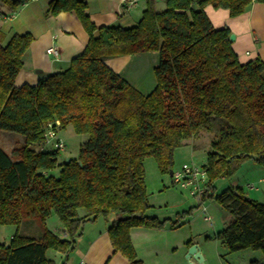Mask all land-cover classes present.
Returning <instances> with one entry per match:
<instances>
[{"label": "trees", "instance_id": "trees-1", "mask_svg": "<svg viewBox=\"0 0 264 264\" xmlns=\"http://www.w3.org/2000/svg\"><path fill=\"white\" fill-rule=\"evenodd\" d=\"M256 1L264 7V0ZM144 2L139 22L125 29L95 28L85 0H50L47 15L73 13L89 40L67 69L36 86L14 85L32 36L13 34L4 43L0 32V131L25 138L10 155L0 150V225L30 219L44 225L54 215L60 229L44 228L39 239L15 234L0 244V264H55L48 251L66 255L86 221L112 216L107 234L114 252L129 264H144L129 231L173 229L178 221L147 216L143 161L153 158L159 174L169 176L175 150L200 132L213 135L202 166V202L213 201L230 215L214 239L229 253L261 251L264 258V205L244 197L240 187L218 195L214 188L247 161L264 170V61L240 63L229 29L215 30L204 13L206 7L224 9L236 18L252 0H162L161 10L156 0ZM19 4L0 0L9 10ZM147 52L159 56L148 95L105 64ZM55 122L58 132L68 125L87 138L76 159L60 165L59 151L43 138ZM185 214L191 210L176 218Z\"/></svg>", "mask_w": 264, "mask_h": 264}, {"label": "crops", "instance_id": "crops-1", "mask_svg": "<svg viewBox=\"0 0 264 264\" xmlns=\"http://www.w3.org/2000/svg\"><path fill=\"white\" fill-rule=\"evenodd\" d=\"M15 1L20 3L21 9L18 12L16 11L17 8L9 10L7 6L2 5L4 13L0 11V21L9 22L10 27L7 28L9 36H6V31L3 29H0V32L4 35L5 41L13 34L28 33L32 36V42L22 59L23 67L16 76L14 85L16 87L25 84L36 86L49 75L69 67L71 60L84 51L89 36L73 13H60L57 16L47 15L50 0H36V2L31 0L25 5L23 0ZM85 1L88 7L87 14L95 28L121 27L126 29L134 27L141 19L145 9L144 0H137L136 4L128 9L120 6V0ZM204 13L215 30L229 29L234 36L231 47L240 63L245 64L252 60L255 61L257 58L264 61V7L262 4L252 0L245 12L236 18H231L228 11L224 9L214 10L211 7H206ZM94 36H96V32ZM52 44L56 47L57 58L47 56L45 53ZM152 53L156 52L111 58L107 59L105 64L140 94L148 95L155 87L153 70L158 65ZM12 134L9 132L0 133V150L7 155H10L14 146L22 144L25 139L22 136ZM195 140L196 138L187 141L191 142L190 147H195L194 145L197 144ZM192 154L194 153L191 152ZM246 164L243 165L245 176L243 180H238L242 184L236 182L228 184L226 190L240 187L244 197L256 202L261 201L264 197V172L259 171L258 166L253 162L247 166ZM166 176L158 175L156 187L158 193H165L169 199L165 198L160 202L150 201V196L147 194L149 210L146 214L159 221L173 220L176 215L185 211L187 204L183 197V192L186 193V190L164 191L163 183ZM169 183L172 184L171 177ZM196 205H199L197 201ZM160 209L163 210L158 212L157 210ZM80 211L79 216L84 217L85 214L80 213ZM115 218L112 216L108 220L99 218L95 221H86L82 225L81 235L75 241L74 249L66 255L56 253L49 259L55 264H62L63 262L65 264H79L80 261L85 264H129L123 256L114 252L108 238L107 228ZM229 220L220 222L213 235L204 238H209L211 241L215 240V235L225 227ZM189 225V222L179 221L173 229L168 227L162 230L132 228L129 231V238L137 259L144 264H188L185 255L188 249L187 243L191 241L200 249L203 257L202 264H207L209 262L207 245L199 242L200 232L198 229L185 231V227ZM191 225L193 226V223ZM208 226L212 227L213 224L209 223ZM52 228L54 229L52 232L59 233L57 221H53ZM203 242L206 243L204 240Z\"/></svg>", "mask_w": 264, "mask_h": 264}, {"label": "rangeland", "instance_id": "rangeland-1", "mask_svg": "<svg viewBox=\"0 0 264 264\" xmlns=\"http://www.w3.org/2000/svg\"><path fill=\"white\" fill-rule=\"evenodd\" d=\"M30 1L31 0H23V4L24 5L26 3L28 4ZM19 6L20 4L17 6V10H16L17 12L21 9ZM163 7H164L163 2L158 0L156 3L157 10H161L163 9ZM3 9L4 8L2 7V5H0V11H3L4 13ZM8 26H9V22L0 21V29L6 31V36H9L8 34L9 32L7 31ZM5 42L6 41L4 37V43ZM152 55H154L156 61L158 62L159 60L158 53H152ZM0 133L2 134L4 132L0 131ZM58 135L64 144V149L60 151L58 155V164L60 165L66 159H76L80 145L84 143L87 138L85 136L75 135L71 126L68 125L65 129L60 130ZM212 137L213 135L210 133L200 132L196 137L195 143L197 144L194 145L195 147H190L189 144L191 142H186L181 148L175 150L173 155V171L179 170L182 167V165H195L197 167H202L205 162L206 154L209 151V141L212 139ZM191 152H193L194 154L191 155ZM245 163H247L246 164L247 166L250 165L252 161H247ZM243 165L240 167L237 173L234 176H232L230 179H220L214 183L215 194L218 195L224 192L228 187V184H233L234 182H236L237 184H242L239 183L238 180H243L245 176L243 172L244 169ZM143 170H144L143 175L145 176L146 192L150 196V201L155 200L160 202L165 198L169 199V197L165 193L163 192H161V194L158 193V188L156 186H157V179L159 172L157 170V166L153 158H147L143 161ZM258 170L264 172V170L260 167L258 168ZM54 174L56 176L57 171H55ZM239 177H241V179H239ZM169 181H170V177L166 176L164 178V183H163L164 191L168 190V191L177 192L180 190L179 187L170 184ZM187 193H188L187 191L186 193L183 192V197L184 199H186L187 204L185 205L186 208L185 211L182 212V214L190 210H191V214L188 215L185 214L186 216L180 218L179 220L176 218L177 216L176 215L173 220H169V221L174 222L175 220H177L178 222L179 221L189 222L190 225L185 227L186 229L185 231H189L190 229L199 230L200 236L198 238H200V241L199 239L198 241L203 243V245H207L206 250L207 253H209V262L207 264H250V262L252 261H257L261 264L264 263V258L261 251L245 250V251L229 253L224 247L221 246L220 242H218L217 240H213V241H211L210 239L205 240L204 237L212 236L213 233L216 231V228L219 226L220 222H224L230 219V215L226 210L221 208L215 202L210 200H205L202 202V200H198L195 197H191ZM196 201L199 204L198 206L196 205ZM258 202L264 205V197L261 199V201ZM205 209L206 211L204 213ZM162 210L163 209L157 211L160 212ZM80 213L84 214L83 211H80ZM179 214L182 215L181 213ZM204 217H208L209 222H206L204 220ZM56 219L57 218L54 215H52L50 216L49 219L46 220L44 225H42L36 219L23 221L19 226L0 225V244H7L11 239V237H13L15 234L24 237L39 239L44 228L54 231V229L52 228V223L53 221H56ZM192 223L193 226L191 225ZM209 223L213 224V226L209 227L208 226ZM203 240L206 242L205 244ZM55 254L56 253L49 251L47 253V257L52 258V256Z\"/></svg>", "mask_w": 264, "mask_h": 264}, {"label": "built area", "instance_id": "built-area-1", "mask_svg": "<svg viewBox=\"0 0 264 264\" xmlns=\"http://www.w3.org/2000/svg\"><path fill=\"white\" fill-rule=\"evenodd\" d=\"M36 2V0H34ZM162 1V0H159ZM137 0H120V6L125 9L131 8L136 4ZM47 56L52 58H57V51L54 44L50 45L46 51ZM58 122L54 124L49 123L46 125L44 132L45 145H51L54 150L62 151L64 149L63 141L58 135ZM171 183L180 189L186 190L191 197H195L198 200H203L202 198L206 192V174L202 167H197L195 165H182V167L171 173ZM205 213V212H204ZM206 222H209L208 217H204ZM79 264H85L80 261Z\"/></svg>", "mask_w": 264, "mask_h": 264}, {"label": "water", "instance_id": "water-1", "mask_svg": "<svg viewBox=\"0 0 264 264\" xmlns=\"http://www.w3.org/2000/svg\"><path fill=\"white\" fill-rule=\"evenodd\" d=\"M230 42L234 41V36L231 34L229 36ZM65 162H69V159H66ZM172 172L168 173L169 176L171 177ZM185 260L187 261L188 264H202L203 263V257L201 255L200 249L196 244H192L190 247L187 249V253L185 255Z\"/></svg>", "mask_w": 264, "mask_h": 264}]
</instances>
